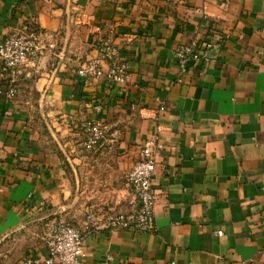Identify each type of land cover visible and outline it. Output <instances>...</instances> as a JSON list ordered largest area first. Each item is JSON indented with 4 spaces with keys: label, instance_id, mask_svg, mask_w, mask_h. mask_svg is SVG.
Here are the masks:
<instances>
[{
    "label": "crops",
    "instance_id": "obj_1",
    "mask_svg": "<svg viewBox=\"0 0 264 264\" xmlns=\"http://www.w3.org/2000/svg\"><path fill=\"white\" fill-rule=\"evenodd\" d=\"M25 23L56 51L0 99V264L46 255L54 218L83 233V264H264V0H0V42ZM192 41L217 47L182 73ZM105 42L123 90L76 74ZM89 121L108 131L92 149ZM155 136L156 232L95 229L85 207L126 202Z\"/></svg>",
    "mask_w": 264,
    "mask_h": 264
},
{
    "label": "built area",
    "instance_id": "obj_2",
    "mask_svg": "<svg viewBox=\"0 0 264 264\" xmlns=\"http://www.w3.org/2000/svg\"><path fill=\"white\" fill-rule=\"evenodd\" d=\"M46 34L34 30L28 23L9 33L0 42V99L13 101L18 93L21 77L31 78L41 57L55 56L56 45L45 43ZM219 41L220 39L217 38ZM213 42L192 41L174 51V60L182 73L188 67H204L210 52L217 47ZM94 57L86 60L76 74L86 80H99L123 90L128 82L127 63L120 58L117 48L105 42L95 47ZM136 104H132V108ZM164 108H161L163 110ZM84 146L92 149L107 139V129L97 121L82 125ZM114 132L112 135H115ZM158 137L143 141L138 158L125 175L128 190L126 202L114 209L99 210L94 203L85 207V218L95 229L125 230L134 233H155L154 207L158 196L153 189ZM218 236L222 232H217ZM43 241L46 255L30 258L26 264H83L85 257L83 233L70 222L54 218L47 224ZM108 260H112L108 257Z\"/></svg>",
    "mask_w": 264,
    "mask_h": 264
},
{
    "label": "rangeland",
    "instance_id": "obj_3",
    "mask_svg": "<svg viewBox=\"0 0 264 264\" xmlns=\"http://www.w3.org/2000/svg\"><path fill=\"white\" fill-rule=\"evenodd\" d=\"M79 181H80V180H79ZM89 204H90V203H89ZM94 204L96 205L97 203H94ZM87 205H88V204H87ZM96 206H97V205H96ZM97 208H98L99 210H100V209L103 210V208L100 207V206H99V207L97 206ZM66 221H67V220H66Z\"/></svg>",
    "mask_w": 264,
    "mask_h": 264
},
{
    "label": "water",
    "instance_id": "obj_4",
    "mask_svg": "<svg viewBox=\"0 0 264 264\" xmlns=\"http://www.w3.org/2000/svg\"><path fill=\"white\" fill-rule=\"evenodd\" d=\"M77 187H79L78 180H77Z\"/></svg>",
    "mask_w": 264,
    "mask_h": 264
}]
</instances>
